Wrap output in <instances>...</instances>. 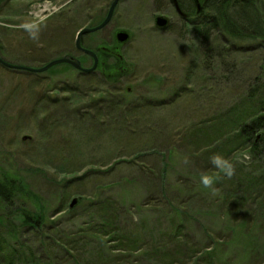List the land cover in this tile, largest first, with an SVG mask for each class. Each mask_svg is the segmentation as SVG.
Segmentation results:
<instances>
[{
    "label": "rangeland",
    "instance_id": "rangeland-1",
    "mask_svg": "<svg viewBox=\"0 0 264 264\" xmlns=\"http://www.w3.org/2000/svg\"><path fill=\"white\" fill-rule=\"evenodd\" d=\"M112 2L0 0L1 57L41 68L71 54L85 67H91L89 57L76 49V37L81 29L95 27L104 19ZM189 15L188 19L195 17ZM160 16L169 20L165 30L156 27ZM187 18L178 15L170 0H121L107 27L83 37L85 48L94 51L101 43L115 45L119 31L130 34L129 42L119 49L121 62L129 70L117 87H121L119 96H123L119 100L124 105L122 111L113 109L115 101L94 106L92 98L96 93L77 103L62 104L68 95L53 92L54 87L62 89L70 84L86 91L91 86L89 79L80 78L64 65L38 75L11 72L0 66V171L24 174L30 190L40 197L38 203L31 200L28 207L36 210L41 206L48 212L41 229L23 236V244H29L37 260L44 264H208L211 260L205 255L212 237L224 240L223 249H228V244L232 246L231 242L241 247L250 243L228 228L232 221L231 226L225 223L230 203L228 207L222 204L231 179L218 180L216 194L211 189L191 192L185 185L188 181L193 187L201 173L215 172L210 163L212 155L233 158L247 152H232L228 139L235 136L238 121L253 114L264 100V51L254 45L233 46L217 34L202 44L192 33ZM25 21L38 24V41L18 27ZM105 84L96 83L97 88L106 90ZM127 86L132 88L129 94L125 92ZM107 88L113 86L107 84ZM199 144L203 151L196 150ZM142 149L143 157L136 159L134 154ZM164 155L170 165L169 198L176 205L182 201L191 203L192 210L200 208L203 212L193 222L185 217L186 236L179 237L176 245L172 232L154 230L158 222L166 221L169 205L165 199L154 201L151 207H140L146 203L147 195L156 191L157 183L150 170L163 168ZM185 157L190 161L187 164ZM72 169L76 172L68 174ZM236 169V181L248 173L258 177L264 172V160L251 156L249 162L237 164ZM178 176L188 179L180 183ZM63 190L68 197L60 207ZM123 192L127 194V207H121L116 200ZM191 194L195 196L193 201ZM77 197L115 200L127 228L124 232L135 231L134 240H139L140 250L112 252L120 248L118 241L105 237L101 242L88 231L87 222L98 217L87 211L86 203L69 211L70 202ZM136 204L140 209L135 208ZM59 208L64 211L59 213ZM219 214L223 215L220 220ZM257 216L256 225L251 226V242L262 246L264 218ZM138 223L140 229L134 226ZM79 230L85 231L83 238L90 237L84 238L73 254L66 253L63 242L75 240ZM153 236L159 241H154ZM161 246L164 251L155 252ZM99 251L103 257L98 259ZM237 254L224 258L226 253L220 252L217 261L239 264L243 259Z\"/></svg>",
    "mask_w": 264,
    "mask_h": 264
},
{
    "label": "trees",
    "instance_id": "trees-1",
    "mask_svg": "<svg viewBox=\"0 0 264 264\" xmlns=\"http://www.w3.org/2000/svg\"><path fill=\"white\" fill-rule=\"evenodd\" d=\"M178 2L185 14L189 15V13H191L192 16H195L194 18H190L189 21L191 22L192 33L201 40L202 44L208 43L211 39L210 36L217 34L226 38L230 41V44H234L233 46L237 45L243 47L244 45H254L258 51H264V0H201L202 8L200 12H197V6L193 0H178ZM103 20L104 19L98 22L95 21L96 23L94 26L99 25ZM114 43L116 42L114 41ZM115 47L116 44L106 45V43H101L96 48L99 55V63L96 71L91 74H83L73 67L64 64L66 69L76 72L80 78L89 79L88 84L91 86H89L86 91H81L77 87L70 86V84L62 89L54 87L52 90L53 92L62 91L68 95L61 100L62 104L67 101L69 102H67L68 104H72L73 101L77 103L78 100H85V98H89V95L92 93H96L97 96L92 98L94 99V101H92L93 104H95L94 106L102 107L105 104L109 105L115 101L113 109L115 111H122L124 105L122 102H119V100L123 99V96H119L121 95V87H117L129 70L123 65V62H121L122 60L119 58L121 54L119 49ZM262 75L264 76V65ZM103 81L106 83L104 86L106 90H104L103 87L97 88L96 83L102 86ZM107 84L112 85L113 88L108 89ZM128 88L131 87L127 86L125 88L127 94L132 92V88L131 91H129ZM112 98L114 99L112 100ZM151 106L148 108H152ZM96 107H94V109L98 110ZM257 109H259L258 112ZM257 109L253 114H248L244 120L241 119L238 121L236 125V134L234 137H230L228 142L229 146L232 148V152L235 150H245L253 159L262 161L264 160V100L259 102ZM99 113H101V111H99ZM200 144L196 147L197 149L194 145L193 147L197 151H203L204 148L200 147ZM143 152V149L140 150V152L134 154V157H136V159L143 157ZM163 159V168L150 170L151 176L154 175L153 178H155L157 183L155 188L156 191L149 193L150 196L149 194L147 195L148 202L146 201V203H143L140 207H151L154 201L165 199V202L169 205L167 214L164 216L166 221H163V223L158 222L159 224L155 225L154 230L172 232V240L175 243L174 245H176L179 237L184 238L186 236L184 235L185 229L183 228L185 217L187 220L194 221L195 218L198 216L200 217L203 212L200 211V208L192 210L193 207L191 203L186 205L182 201L181 204L177 203L176 205L174 203L175 201L169 198L167 176L170 165L168 156L164 155ZM115 165H117V162ZM75 172L76 170L72 169L67 173L74 174ZM178 178V182L180 183L184 182V179H188H186L185 176H182V178L178 176ZM25 179L24 174L16 171H0V264H44V262L37 260L29 244L26 245L22 242L26 232L30 230L37 232L48 219V212L44 207L40 206L36 210L28 207L31 200L38 203L40 197L30 190ZM235 181L236 176L234 175L230 180L231 186L227 188L224 193L225 197H223L224 204L222 205L228 207L230 203L227 214L228 218H225V223L228 226L232 221V226L230 225L231 227L228 228L233 229V232L234 230L237 233L239 232L243 239L249 240L250 243L247 246L241 247L231 242L232 246L228 244V249H223L221 247L224 246V240H215L212 237V244L207 248L208 251H206L205 257L208 256L211 260L208 264H219L220 261H217L219 254L224 251L226 253L224 258H230V255L234 256L235 253H238V258L240 257L243 259L239 264H245L246 262L264 264V254H262L264 253V239L262 246L257 244L255 246L251 242L254 241L251 235V226L256 225L255 218L257 214H260V216L264 218V172H260L258 177L255 176V173H248V176ZM66 183L70 184L71 181ZM189 184L190 182L186 181L185 188L191 190V192L198 189H207L202 186L200 180L196 181L192 185L193 187H189ZM126 195L127 194L124 193L121 199H116L120 201L121 207H127ZM67 197V194L63 190L61 192L60 207L66 204ZM77 198L79 199L78 204L71 209V201L69 204V211H73L76 207L86 203L84 206H87V211L89 213L91 211L94 212V215L98 217V219L92 218L87 222V226L89 227L88 231L93 236L100 239L101 242H103L105 237H110L111 240L114 239L118 241L120 248H115L112 252L124 251L126 253H134L140 250H137L139 240H134L135 231L124 232L127 228L125 227L126 225L122 224L123 221L120 208L116 205L115 200L109 198L98 199L95 197L89 198L88 200L84 197ZM190 199V201H193L195 196L191 194ZM134 206L135 208L138 207L137 204ZM235 210H238V212H235ZM60 211L63 212L64 209L59 208V213H61ZM152 211L156 210L153 208ZM221 215L222 214H219L218 216L219 220L223 218V215ZM249 215H254L255 217H249ZM94 220L98 222L94 223ZM262 223V227H264V221ZM134 226L136 229H140V224ZM141 227H144L142 223ZM254 231L255 230H253V232ZM84 234L85 231L79 230L75 240H70L69 242L64 241L62 245L63 250L68 254H73V251L79 247L83 239L90 237L86 235L83 238ZM143 234L146 233L143 231ZM262 234L264 235V230H262ZM152 238L154 241H159V239H156L154 236ZM25 242L28 241L25 240ZM161 247H158L159 249L157 248L155 252L162 253V251H164V246ZM260 248H262V251ZM96 254L98 259L103 257L101 251ZM227 264L229 263L227 262Z\"/></svg>",
    "mask_w": 264,
    "mask_h": 264
},
{
    "label": "water",
    "instance_id": "water-1",
    "mask_svg": "<svg viewBox=\"0 0 264 264\" xmlns=\"http://www.w3.org/2000/svg\"><path fill=\"white\" fill-rule=\"evenodd\" d=\"M121 0H113V2L111 3L107 16L105 17V19L97 26L95 27H85L83 29H81L76 37V42H75V46L76 49L79 50L80 52L88 55L89 57H91V59L93 60V65L91 67H84L82 64V61L71 55V54H66L61 58L55 59L51 62H49L47 65L41 67V68H37V67H27V66H20V65H14V64H10L6 61H4L1 56H0V64H2L3 66L7 67L8 69L14 70V71H25V72H29V73H33V74H41L44 73L48 70H50L51 68L58 66V65H69L71 67H73L75 70L83 73V74H91L93 72L96 71V69L98 68V63H99V58L97 56V54L90 49H87L85 47H83V37L90 35V34H95L101 30H103L105 27H107L110 22L113 19L115 10L119 4ZM194 3L197 6V12L201 11L202 5L200 3L199 0H193ZM173 6L175 7L177 13L183 17V18H187V14H185L181 7L180 4L178 2V0H171ZM156 27L161 29V30H165L169 27V20L166 17L160 16L158 18H156L155 21ZM130 34L127 33L126 31H119L116 33L115 35V40H116V47L117 49L121 48V45L126 44L127 42H129L130 40ZM120 59H123V57L121 55H119ZM129 91H131V88H128ZM27 137L24 138V140H26ZM79 199L78 198H74L70 204V208L73 209L77 204H78Z\"/></svg>",
    "mask_w": 264,
    "mask_h": 264
},
{
    "label": "clouds",
    "instance_id": "clouds-1",
    "mask_svg": "<svg viewBox=\"0 0 264 264\" xmlns=\"http://www.w3.org/2000/svg\"><path fill=\"white\" fill-rule=\"evenodd\" d=\"M21 30L28 33L30 39L39 40L40 29L35 21H25L18 26ZM251 160V155L247 152L236 154L233 158L225 157L216 153L210 157V163L215 169L214 173H201L200 183L204 188L211 189L213 194H216L219 189L215 187L218 180L226 177L231 179L236 174L237 164H246ZM189 159L185 157L184 163H189Z\"/></svg>",
    "mask_w": 264,
    "mask_h": 264
},
{
    "label": "flooded vegetation",
    "instance_id": "flooded-vegetation-1",
    "mask_svg": "<svg viewBox=\"0 0 264 264\" xmlns=\"http://www.w3.org/2000/svg\"><path fill=\"white\" fill-rule=\"evenodd\" d=\"M170 4L173 6V4H172V2H171V0H170ZM174 7V6H173ZM174 9H175V7H174ZM175 11H176V9H175ZM177 12V11H176ZM179 15V14H178ZM180 16V15H179ZM190 17H191V15H189ZM105 19V18H104ZM113 20V19H112ZM185 20V19H184ZM187 20H190V19H188L187 18ZM111 23V22H110ZM84 39V38H83ZM83 44V47H85V44H84V42L82 43ZM76 47V46H75ZM1 44H0V56H1ZM94 51H96V53H97V50H94ZM120 52V51H119ZM84 54V53H83ZM85 56H87V57H89L88 55H86V54H84ZM97 56H98V58H99V55H98V53H97ZM2 58V57H1ZM3 59V58H2ZM89 59H90V61H91V65H93V60L91 59V57H89ZM4 60V59H3ZM122 60V59H121ZM4 61H6V60H4ZM6 62H8V61H6ZM8 63H10V64H14V65H20V66H27V67H32V66H29V65H27V64H19V63H17V64H15V63H11V62H8ZM83 64V63H82ZM0 66L2 67V68H4V69H7V70H10L11 72H14V70H11V69H8L7 67H5V66H3L2 64H0ZM83 66L85 67V65L83 64ZM16 72V71H15ZM17 72H19V73H25V71H17ZM27 73H29V72H27ZM32 74V73H31Z\"/></svg>",
    "mask_w": 264,
    "mask_h": 264
},
{
    "label": "bare ground",
    "instance_id": "bare-ground-1",
    "mask_svg": "<svg viewBox=\"0 0 264 264\" xmlns=\"http://www.w3.org/2000/svg\"><path fill=\"white\" fill-rule=\"evenodd\" d=\"M183 18V17H182Z\"/></svg>",
    "mask_w": 264,
    "mask_h": 264
}]
</instances>
